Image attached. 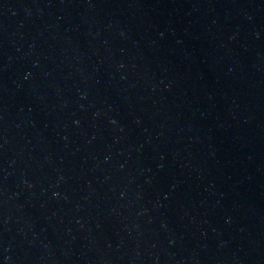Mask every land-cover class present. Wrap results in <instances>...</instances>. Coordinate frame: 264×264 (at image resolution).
I'll use <instances>...</instances> for the list:
<instances>
[{"label":"water","instance_id":"95a60500","mask_svg":"<svg viewBox=\"0 0 264 264\" xmlns=\"http://www.w3.org/2000/svg\"><path fill=\"white\" fill-rule=\"evenodd\" d=\"M0 264H264V0H0Z\"/></svg>","mask_w":264,"mask_h":264}]
</instances>
